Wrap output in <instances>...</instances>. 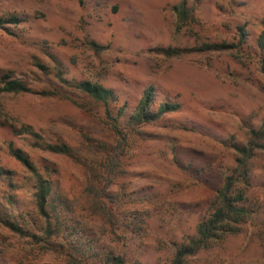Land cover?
I'll use <instances>...</instances> for the list:
<instances>
[{
  "label": "rangeland",
  "instance_id": "obj_1",
  "mask_svg": "<svg viewBox=\"0 0 264 264\" xmlns=\"http://www.w3.org/2000/svg\"><path fill=\"white\" fill-rule=\"evenodd\" d=\"M177 0H0V17L17 16L18 25L0 28V78L24 82L29 92L0 95V165L12 172L19 210H28V174L12 156L10 141L32 159L72 201L82 234L110 247L118 243L140 264H169L174 249L194 234L223 175L232 166L228 141L241 142L264 116V51L257 47L264 0H202L199 24L175 32L171 5ZM89 42L103 48L95 50ZM228 43V51L167 58L157 47ZM90 80L111 88L124 105L123 122L151 87L156 108L178 103L126 150L120 183L121 216L116 234L83 209V170L62 155L33 149L12 128L30 126L46 140L76 146L84 137L111 141L103 107L84 108L38 90L60 89L82 98L60 82ZM44 67V68H43ZM0 85L1 79H0ZM116 106V107H114ZM249 200L256 210L238 235L215 244L192 264H264V154L252 161ZM7 187L0 183V195ZM109 187L106 188V190ZM111 189V188H110ZM10 193V192H7ZM102 246V245H101ZM103 246V247H104ZM105 247V248H106ZM0 264H61L57 256L0 228Z\"/></svg>",
  "mask_w": 264,
  "mask_h": 264
},
{
  "label": "trees",
  "instance_id": "obj_2",
  "mask_svg": "<svg viewBox=\"0 0 264 264\" xmlns=\"http://www.w3.org/2000/svg\"><path fill=\"white\" fill-rule=\"evenodd\" d=\"M201 1L177 0L171 5L175 17V32L199 24L196 11ZM21 21L17 16L0 17V28L9 24L15 26ZM260 25L257 47L263 52L264 14ZM89 44L95 50L103 48L94 42ZM234 47V44L228 43L202 42L193 47H157L154 51L170 58L194 53L228 51ZM50 57L60 82L70 84L83 101L71 99L58 88L42 89L36 93L42 96H59L81 108L85 107L87 101L100 104L103 107L102 121L111 131L115 143L84 137V140L73 146L62 139L46 140L30 126L13 127L12 132L15 135H26L33 149L65 156L79 166L85 176L83 209L102 219L110 228V233L117 235L114 226H118L122 212L121 205L117 203L118 200L121 201L122 193L117 189L114 191L112 186L120 183L126 150L131 149L133 142L144 135V126L178 110L179 104L161 102L156 108H152L154 98L150 87L144 90L141 99L122 122L124 105L118 106L116 111L110 107V104H117L119 101L111 88L90 80L69 83L61 75L60 62L53 55ZM261 71L264 74V64L261 65ZM0 79V95L30 91L20 80L9 79L7 75ZM226 145L233 150L232 166L223 175L219 187L207 205L205 215L195 226L194 234L174 249L169 264H192L188 260L198 258L213 245L240 234L256 212L250 205L248 193L251 187L252 161L258 154H264V116L258 126L247 128L243 141H228ZM7 150L28 174L30 209L19 210L15 205L16 193L25 188L22 185L16 186L12 172L0 165V183L7 187L0 195V228L20 240L28 241L34 247L51 252L61 264H140L138 259L128 258L127 251L121 248L122 245L116 243L106 247L101 243V246L89 234H82L75 206L51 178L50 169L45 167V171L40 172L29 155L15 147L12 141L8 143ZM107 187L109 189L106 190Z\"/></svg>",
  "mask_w": 264,
  "mask_h": 264
}]
</instances>
